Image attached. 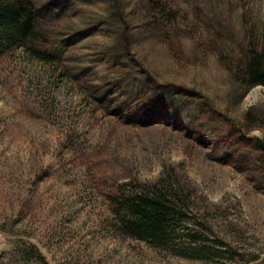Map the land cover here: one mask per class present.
I'll use <instances>...</instances> for the list:
<instances>
[{"label":"rangeland","instance_id":"obj_1","mask_svg":"<svg viewBox=\"0 0 264 264\" xmlns=\"http://www.w3.org/2000/svg\"><path fill=\"white\" fill-rule=\"evenodd\" d=\"M33 1L48 59L0 56V264H264V86L236 69L264 0ZM167 170L230 253L119 232L117 191Z\"/></svg>","mask_w":264,"mask_h":264},{"label":"trees","instance_id":"obj_2","mask_svg":"<svg viewBox=\"0 0 264 264\" xmlns=\"http://www.w3.org/2000/svg\"><path fill=\"white\" fill-rule=\"evenodd\" d=\"M150 7L153 14L162 15L166 10L154 1H150ZM169 16L166 14L170 19ZM35 17L33 0H0V56L15 47H23L34 57L48 59L36 49ZM242 60L236 68L238 79L247 88L264 86V45L251 47ZM170 172L167 170L164 176L150 185H132L130 182L128 186L122 185V189L112 198L119 232L179 254L191 250L190 255L201 259L230 253V248L221 247L223 241H217L214 246L201 243L203 231L198 227L192 228L194 221L189 214L191 207L188 197L179 184L171 181ZM182 239H189L188 243L182 242ZM191 242L198 246L191 247ZM25 250L26 256H34V249L30 247Z\"/></svg>","mask_w":264,"mask_h":264},{"label":"bare ground","instance_id":"obj_3","mask_svg":"<svg viewBox=\"0 0 264 264\" xmlns=\"http://www.w3.org/2000/svg\"><path fill=\"white\" fill-rule=\"evenodd\" d=\"M249 95H250V97L255 98L256 97V90L253 89V91Z\"/></svg>","mask_w":264,"mask_h":264}]
</instances>
